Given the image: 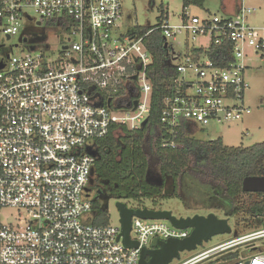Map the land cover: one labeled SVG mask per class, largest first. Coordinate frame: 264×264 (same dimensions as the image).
<instances>
[{
  "label": "built area",
  "instance_id": "obj_1",
  "mask_svg": "<svg viewBox=\"0 0 264 264\" xmlns=\"http://www.w3.org/2000/svg\"><path fill=\"white\" fill-rule=\"evenodd\" d=\"M186 10L177 23L165 17L150 31L162 32L177 60L174 93L160 115L168 134L163 148L181 147L183 124L203 130L249 115L245 72L250 53L264 51V22H248L254 7L241 3L232 18ZM24 19L59 29V48L52 54L47 44L28 47L0 60V212L19 214L0 222V264H138L142 249L157 241L187 238L190 229L133 217L129 238L138 246L126 248L119 224L93 223L86 188L96 140L112 126L142 128L150 112L153 60L145 35L119 32L122 0H0V35L16 36ZM176 42L184 45L182 54ZM220 47L226 54L211 59ZM262 239L264 227L180 264H264Z\"/></svg>",
  "mask_w": 264,
  "mask_h": 264
},
{
  "label": "trees",
  "instance_id": "obj_2",
  "mask_svg": "<svg viewBox=\"0 0 264 264\" xmlns=\"http://www.w3.org/2000/svg\"><path fill=\"white\" fill-rule=\"evenodd\" d=\"M205 1L181 0V12L192 6L203 9ZM220 3L223 16L232 18L242 1L220 0ZM165 17L167 10H161L154 27L137 26L133 31L137 36L145 35L143 44L153 60L147 70L152 84L147 124L137 130L112 126L106 137L96 140L93 185L104 186L103 197L133 200L138 203L136 208H143L144 200L155 204L157 200L178 198L183 182L187 181L200 196L203 190L210 194L207 208L222 209L226 204L225 217L242 215L244 220H250L243 225L260 229L264 227V193H245L241 185L247 176H264V142L250 147H229L220 139H197L192 129L183 124L176 140L181 147H162L168 134L160 124L161 110L164 100L174 93L172 84L177 74L162 32L150 31ZM215 54L226 53L220 47L210 58L215 60ZM167 178L173 188L171 195L165 193ZM91 205L93 223L108 224V211L99 200H92Z\"/></svg>",
  "mask_w": 264,
  "mask_h": 264
},
{
  "label": "rangeland",
  "instance_id": "obj_3",
  "mask_svg": "<svg viewBox=\"0 0 264 264\" xmlns=\"http://www.w3.org/2000/svg\"><path fill=\"white\" fill-rule=\"evenodd\" d=\"M244 7H254L255 12L248 16V22L256 27L261 26L264 22V0H241ZM220 0H206L204 8L189 7L186 12L191 16L202 17L207 12L211 14L223 15L224 12L220 8ZM161 10L168 12V21L175 24L182 11L181 0H122V20L119 23V32L129 35L133 34L134 28L139 27H154L158 22V17ZM59 29L47 28L46 25H38L36 20L28 21L24 19L21 22V28L16 36L11 39L0 35V60L4 58L5 53L20 54L28 47L42 50L44 45L51 46L54 50L52 54L57 53L59 48L57 36ZM260 36L264 38V31H260ZM24 37L28 38L27 44H22L21 40ZM200 40L198 43H202ZM174 44L176 53L182 54L184 48L183 44ZM18 45L17 48L11 46ZM262 56V57H261ZM248 68L245 72L246 80L249 83V89L244 95V102L250 109V114L245 116L243 120L232 122L230 124H211L207 128L200 130V128L192 129L193 136L200 140H217L220 139L225 146L229 147H250L264 142V51L257 56L250 53ZM173 65L177 60L171 61ZM101 186L99 185L98 189ZM172 184L170 178L166 179L165 193L173 194ZM99 192L94 197L90 195L89 199H98L104 208L108 211L109 224L117 226L119 224V213L115 207L117 201L124 203L128 208H136L138 203L133 200L114 199L110 196L103 197ZM178 198H170L165 200H157L155 204L152 201L144 200L142 207L151 210H167L171 211L176 218L192 217L194 215L206 216L213 213L218 218H227L228 225L231 228L229 234H219L212 237V239L202 246L197 247L194 251H183L180 253L178 260H173L170 264H180L197 254L210 249L220 243L229 241L231 239L240 237L244 234L250 233L255 228H248L242 223H250V220H244L242 215L234 217H225L224 210L226 204L222 209L207 208V201L210 194L205 190L202 191L201 196L197 191L190 186L187 181L183 182L181 190L178 192ZM200 196V197H199ZM18 211L10 208L4 209L0 212V222L9 224L18 216ZM243 221V222H242ZM257 244H264V239L259 240ZM240 251L247 253L243 248ZM205 264V263H203Z\"/></svg>",
  "mask_w": 264,
  "mask_h": 264
},
{
  "label": "water",
  "instance_id": "obj_4",
  "mask_svg": "<svg viewBox=\"0 0 264 264\" xmlns=\"http://www.w3.org/2000/svg\"><path fill=\"white\" fill-rule=\"evenodd\" d=\"M39 25V23H37ZM8 38V37H7ZM27 42V39H23ZM167 46V45H165ZM7 55L5 58H8ZM4 61L0 62V69L3 68ZM136 103L134 102V107ZM147 124L145 120L141 127ZM91 153V152H90ZM93 155V153H91ZM94 169L91 171L89 186L93 185ZM242 191L245 193H264V176H247L242 180ZM87 196H89V187L86 188ZM115 207L119 213V225L121 233L118 237L122 238V243L126 248H137V242L131 241L129 232L131 229L132 218L141 220H162L168 221L174 228L185 230L190 229V234L184 239H167L165 241H157L156 248L142 249L138 264H170L173 260L180 258L183 251H194L197 247L202 246L212 239L213 236L219 234H229L231 228L228 225L227 218H218L213 213L206 216L194 215L192 217L176 218L171 211L167 210H151L143 208H128L124 203L117 201Z\"/></svg>",
  "mask_w": 264,
  "mask_h": 264
},
{
  "label": "flooded vegetation",
  "instance_id": "obj_5",
  "mask_svg": "<svg viewBox=\"0 0 264 264\" xmlns=\"http://www.w3.org/2000/svg\"><path fill=\"white\" fill-rule=\"evenodd\" d=\"M24 38H29V37H24ZM6 39H8L7 37H6ZM23 39V38H22ZM10 53H5L4 54V57H6L7 55H9ZM94 184V183H93ZM89 195H92V196H94V197H96L97 196V193L99 192V190H100V188L98 189V187H95L94 185H91V186H89ZM100 193L101 194H103L104 193V186H101V190H100ZM152 248H156V247H152Z\"/></svg>",
  "mask_w": 264,
  "mask_h": 264
},
{
  "label": "crops",
  "instance_id": "obj_6",
  "mask_svg": "<svg viewBox=\"0 0 264 264\" xmlns=\"http://www.w3.org/2000/svg\"><path fill=\"white\" fill-rule=\"evenodd\" d=\"M262 57V56H261Z\"/></svg>",
  "mask_w": 264,
  "mask_h": 264
}]
</instances>
